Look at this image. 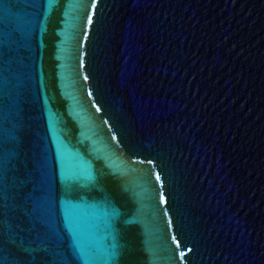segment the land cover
Masks as SVG:
<instances>
[{"label":"water","instance_id":"1","mask_svg":"<svg viewBox=\"0 0 264 264\" xmlns=\"http://www.w3.org/2000/svg\"><path fill=\"white\" fill-rule=\"evenodd\" d=\"M0 264H264V0H0Z\"/></svg>","mask_w":264,"mask_h":264},{"label":"snow or ice","instance_id":"2","mask_svg":"<svg viewBox=\"0 0 264 264\" xmlns=\"http://www.w3.org/2000/svg\"><path fill=\"white\" fill-rule=\"evenodd\" d=\"M157 178H159V177H157Z\"/></svg>","mask_w":264,"mask_h":264}]
</instances>
